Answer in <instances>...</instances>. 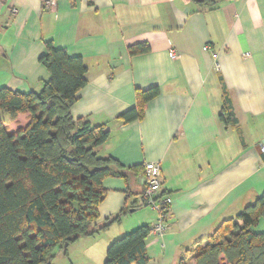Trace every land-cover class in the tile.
I'll list each match as a JSON object with an SVG mask.
<instances>
[{"label":"crops","instance_id":"0c3cea01","mask_svg":"<svg viewBox=\"0 0 264 264\" xmlns=\"http://www.w3.org/2000/svg\"><path fill=\"white\" fill-rule=\"evenodd\" d=\"M199 2L0 0V88L39 91L50 78L38 63L46 42L87 67L71 115L105 124L109 137L96 152L125 168L124 179L103 181L95 228L123 211L119 223L81 238L99 247V258L113 240L155 221L140 199L145 163L160 165L161 192L171 199L167 232L145 240L147 264H177L264 194V0ZM136 44L149 51L131 56ZM150 87L160 95L141 121L116 120L135 106L136 89ZM19 118L26 124L27 114ZM128 216L136 219L122 226Z\"/></svg>","mask_w":264,"mask_h":264},{"label":"trees","instance_id":"16d2710c","mask_svg":"<svg viewBox=\"0 0 264 264\" xmlns=\"http://www.w3.org/2000/svg\"><path fill=\"white\" fill-rule=\"evenodd\" d=\"M148 51L146 44L128 48L131 56ZM38 63L50 76L39 91L0 88V264H52L57 251L67 255L69 246L119 223L124 215L120 211L95 228L97 209L107 195L102 183L109 177L124 179L125 168L96 152L109 137L105 124L92 126L71 115L77 93L87 85L85 63L51 42L45 43ZM159 95L158 87L136 89L135 106L116 120L141 121L146 105ZM22 114H27L26 124L10 132L8 124ZM263 217L264 194L196 241L177 264H264V232L252 231ZM150 229L139 226L113 240L103 264H147Z\"/></svg>","mask_w":264,"mask_h":264},{"label":"built area","instance_id":"2783aa9c","mask_svg":"<svg viewBox=\"0 0 264 264\" xmlns=\"http://www.w3.org/2000/svg\"><path fill=\"white\" fill-rule=\"evenodd\" d=\"M51 6H53L52 2L46 3V7ZM12 13H15V11L12 10ZM203 49L208 50L209 47L205 46ZM169 57L175 58V53L171 51ZM160 175L161 168L158 163H145L143 165L140 199L142 206L151 209L155 213V221L149 234L156 239H162L167 232V214L171 203V199L161 193Z\"/></svg>","mask_w":264,"mask_h":264},{"label":"rangeland","instance_id":"374dc122","mask_svg":"<svg viewBox=\"0 0 264 264\" xmlns=\"http://www.w3.org/2000/svg\"><path fill=\"white\" fill-rule=\"evenodd\" d=\"M4 65H2L3 67ZM25 124L24 119L19 118L15 123H9L8 129L10 132H15V130L22 125ZM150 211L149 208H146ZM152 211V210H151ZM153 212V211H152ZM154 213V212H153ZM155 215V213H154ZM136 219V217L128 216L124 219V223L122 226H130L132 224H128L132 220ZM128 224V225H126ZM255 233L264 232V217L261 219L259 225L252 229ZM79 239L76 243L72 244L68 247L67 255H64L63 251H57L56 256L52 260V264H103L105 260L106 247L102 248L100 258L99 255V247H95L93 249L92 244L88 241Z\"/></svg>","mask_w":264,"mask_h":264},{"label":"water","instance_id":"95a60500","mask_svg":"<svg viewBox=\"0 0 264 264\" xmlns=\"http://www.w3.org/2000/svg\"><path fill=\"white\" fill-rule=\"evenodd\" d=\"M195 1H199V0H195ZM262 144H264V140L262 141Z\"/></svg>","mask_w":264,"mask_h":264}]
</instances>
